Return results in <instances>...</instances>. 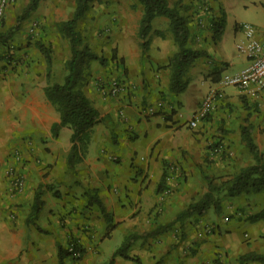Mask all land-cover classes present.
<instances>
[{
  "label": "crops",
  "instance_id": "crops-1",
  "mask_svg": "<svg viewBox=\"0 0 264 264\" xmlns=\"http://www.w3.org/2000/svg\"><path fill=\"white\" fill-rule=\"evenodd\" d=\"M44 1L29 18L41 16ZM168 1L171 6L179 1L188 18L186 48L202 52L179 78L185 87H172V61L181 49L170 18L153 19L145 50L137 34L140 20H119L114 45L124 90L103 96L95 84L81 88L100 117L75 168L68 164L72 128L53 129L61 114L45 87L62 81L56 77L55 59L49 80L46 55L36 42L45 41L44 34L31 36L28 27L34 20L26 19L6 42L0 39V264H62L60 249L74 239L84 255L79 260L67 255L63 264H138L136 258L142 264H264L240 260L250 252L264 254V219H251L264 210V192L230 196L215 191L214 198L222 201L219 211L212 203L204 214L175 222L204 196L210 180L221 181L255 163L243 144L244 126L251 125L264 153V89L244 91L218 80L249 62L241 24H252L264 42V0ZM13 3L0 33L16 24L19 7ZM221 10L226 23L214 41L212 19ZM9 46L14 55L6 65L2 57ZM217 89L224 96L190 128L194 112ZM217 145L222 153L211 156ZM17 149L22 163L13 158ZM13 163L25 176V186L16 194L6 175ZM90 191L110 218L91 202ZM36 198L42 202L38 211ZM172 222L171 229L150 234ZM132 234L138 237L128 257L114 255Z\"/></svg>",
  "mask_w": 264,
  "mask_h": 264
},
{
  "label": "trees",
  "instance_id": "trees-1",
  "mask_svg": "<svg viewBox=\"0 0 264 264\" xmlns=\"http://www.w3.org/2000/svg\"><path fill=\"white\" fill-rule=\"evenodd\" d=\"M41 0H28L21 13L17 16L16 24L10 28L7 32L0 33V39L5 41L16 32L21 23L30 17V15L38 8ZM92 0H78L77 6L74 11L73 17L62 23V27L66 35L71 41V58L68 61V73L66 74L62 83L51 82L45 87L47 97L57 106L61 114V122L55 124L53 129L56 132L61 126L69 125L72 130V147L68 156V164L70 168H75V165L83 159L85 153V147L89 140V131L91 127L98 121L100 117L99 110L95 107L92 100L80 89H76L77 79L80 75L82 63L91 59H99L101 64L107 63V59L100 58L96 53L89 48H80L81 37L79 31L76 28L78 20H80L90 7ZM143 5V14L140 19V27L138 35L142 39V48L145 50L148 48V34L151 30L152 21L156 16L165 15L172 21V28L176 36V40L180 46V53L176 55L172 63L175 66L174 84L172 87L182 90L185 84L179 81V78L184 71L185 67L189 65L197 56L202 52L194 51L186 48V44L189 36L188 18L180 11L179 6H171L168 0H139ZM180 2H178L179 4ZM212 26L214 29V41H218L221 38L223 29L226 23V13L221 10V15L218 18L212 19ZM5 22V20L3 21ZM3 25V24H2ZM40 50L44 52L48 61V77L51 80L52 73V57L50 51L39 44ZM10 54V55H9ZM14 55V52H8L3 58L6 65L11 64L10 60ZM221 77L218 79L220 80ZM243 139L246 141L250 152L254 155L255 163L241 168L234 173L231 177H227L219 182L210 180L209 190L204 196L195 201L187 207V209L181 212L176 221H181L192 214L202 215L206 212V209L214 203L216 209H221V198H214L215 191H224L230 196H240L243 194H258L264 192V153L260 151L257 143L252 136V127L244 126ZM93 191H90V194ZM220 193V192H219ZM91 202H96L100 206L102 214L106 218H110L109 213L103 202L98 198L97 193L91 194ZM42 202L39 198H36V209L40 208ZM252 220L264 219V210L258 214L251 216ZM175 222L164 225L158 228L153 233L161 232L162 230H169L172 228ZM137 234L129 235L122 245L115 251L114 255H121L128 257V251L132 246L133 241L137 238ZM72 247V250H70ZM85 249L81 247L77 240H72L66 249H60V259L63 264V260L67 255H71L75 260H79L83 257ZM242 263L245 261H259L264 262V254L256 252H250L240 257ZM138 264H142L139 258H136ZM215 264H222L219 260L215 261Z\"/></svg>",
  "mask_w": 264,
  "mask_h": 264
},
{
  "label": "rangeland",
  "instance_id": "rangeland-1",
  "mask_svg": "<svg viewBox=\"0 0 264 264\" xmlns=\"http://www.w3.org/2000/svg\"><path fill=\"white\" fill-rule=\"evenodd\" d=\"M77 1L78 0H45L41 16L37 18H35V16H33V18L32 16L31 18H27V20H34L28 27L31 36L39 38L41 33L44 34L45 41L39 39L36 42L42 44L43 47L50 51L52 60H58V76L56 77L62 82L64 81L65 75L68 73V61L71 58V50L69 49L71 47V41L62 27V23L73 17ZM13 2V7H19V11L15 14L17 20V16L24 8L22 5L25 3L24 0H14ZM178 2L179 1H176L177 4ZM12 3L10 5H12ZM235 8L240 9V5H236ZM6 14L7 13H5L4 17L5 21ZM142 14L143 5L139 0H92L90 2V7L86 14L78 20L76 25L81 37L79 47L89 48L100 58L107 59V63L102 65L99 59L84 61L80 70L81 73L77 79L76 89L82 90L81 88L84 86L88 87L92 83L100 89L103 96H106L102 90L104 87H108L112 81L115 80L124 86L118 73L119 67H122L121 58L117 53V47L114 45L116 39L115 35L117 32H121V28H118L120 27L118 21L140 20ZM41 20H44V22ZM11 48L13 49V47ZM8 52H10V46L6 49V53ZM109 52H111V55H109ZM6 53H4L3 57ZM244 143L247 145L245 140L243 144ZM214 160L215 159H213V161Z\"/></svg>",
  "mask_w": 264,
  "mask_h": 264
},
{
  "label": "built area",
  "instance_id": "built-area-1",
  "mask_svg": "<svg viewBox=\"0 0 264 264\" xmlns=\"http://www.w3.org/2000/svg\"><path fill=\"white\" fill-rule=\"evenodd\" d=\"M13 1L0 0V26L3 24L6 10ZM240 27L245 34V50L249 62L239 71L225 73L220 81L224 86H234L244 91L250 88H256L257 90L264 89V42L256 38L255 28L252 24L243 23ZM12 59L13 57L10 60ZM123 90L124 86L114 80L108 87H104L102 91L107 96H118ZM223 96L224 92L222 90L211 91L194 112L188 123L189 127L196 128L201 120L207 118L213 111L217 100ZM222 151L223 149L220 146H212L210 155L221 154ZM13 158L16 163H22V152L17 149L14 151ZM16 163L10 164L6 168L9 189L12 194L22 191L25 186V176L19 170ZM70 250H72V247H70Z\"/></svg>",
  "mask_w": 264,
  "mask_h": 264
}]
</instances>
